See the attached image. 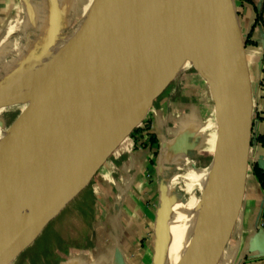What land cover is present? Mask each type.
I'll return each mask as SVG.
<instances>
[{
	"label": "water",
	"instance_id": "1",
	"mask_svg": "<svg viewBox=\"0 0 264 264\" xmlns=\"http://www.w3.org/2000/svg\"><path fill=\"white\" fill-rule=\"evenodd\" d=\"M51 29L58 3L50 0ZM258 9V8H257ZM208 15L218 38L223 82L238 92L241 106L225 143L221 208L210 232L187 264H212L237 219L247 176L252 133V93L244 39L231 0H97L89 64L48 135L0 167V248L38 222L94 174L112 150L136 127L174 75L171 61L187 23ZM263 169V167L259 166ZM162 198L157 214L153 264H165L168 242ZM31 225L21 234L23 227ZM264 255V231L249 243Z\"/></svg>",
	"mask_w": 264,
	"mask_h": 264
},
{
	"label": "rangeland",
	"instance_id": "2",
	"mask_svg": "<svg viewBox=\"0 0 264 264\" xmlns=\"http://www.w3.org/2000/svg\"><path fill=\"white\" fill-rule=\"evenodd\" d=\"M95 1L59 0L57 2L59 4L57 24L55 29L52 30L50 0H45V39L40 40L36 56L41 52L47 37L50 35L57 42L64 43L89 18ZM231 1L233 4L236 2V0ZM35 58L28 68H30ZM173 75L172 81L152 101L136 125V131L130 132L120 141L98 170L55 207L31 244L19 254L14 264H95L96 261L97 264H124L123 261H125V264H131V261L124 257L121 249L122 245L128 244L125 241L127 230H124L121 222L120 224L109 225L107 219L109 214L107 208L105 209L106 204L118 201L115 206L113 205V212L117 216L119 203L129 197L131 187L140 189V203L146 207L149 219L143 236L144 239H142L144 242L150 237V227H152V222L156 220L162 198L168 201L174 200L177 203H188L192 194L187 195L185 198L177 188H170L168 180L174 172L186 173L194 167L207 169L210 166L212 162L211 143L219 134L223 120L203 69L189 64L175 69ZM19 79L20 77L15 80L14 84ZM256 83L257 80H250L252 95L253 90L256 91L257 89L258 91L260 89L259 85L255 86ZM6 91L4 89L0 93V136L9 130L12 122L16 120L24 107V105L14 100L10 92ZM157 102L164 109L177 107V110L183 111L184 116L189 113L194 116L195 123L191 128L201 132L199 138L202 147L194 152L196 160L193 162H176L178 164L175 163V167L171 168V166L165 165L163 160V153L165 152H162L158 159L156 158L157 154L154 155L152 150L147 148L157 143V139L158 143H161L165 138V119H163V115L161 114L155 120L152 117ZM164 109L163 112H165ZM170 128L173 129L171 126ZM251 149L249 148L248 152L247 175L249 177L252 175L251 168L254 164ZM141 177L144 179L143 186L133 182L136 178L141 180ZM145 186L146 188H144ZM169 197L171 200L168 199ZM161 208L164 212V227H166L168 221H176V215L171 217L167 213V204H162ZM262 222V228H264V219L261 220ZM29 228H31V225L23 227L21 234ZM230 235L232 237L228 247L234 249L238 243L235 239L239 235L236 227L232 228ZM113 238L115 240H112ZM179 248L180 245L176 248V251ZM136 249L141 252L140 249H143V243L142 246L139 243L136 244ZM173 255L172 250L169 257Z\"/></svg>",
	"mask_w": 264,
	"mask_h": 264
},
{
	"label": "crops",
	"instance_id": "3",
	"mask_svg": "<svg viewBox=\"0 0 264 264\" xmlns=\"http://www.w3.org/2000/svg\"><path fill=\"white\" fill-rule=\"evenodd\" d=\"M58 1L59 0H57V2ZM261 4L262 0H236L234 6L239 32L244 41L248 39L251 43L245 46V57L249 78L250 80H257L255 86H260L258 91L257 89L256 91L253 90L252 95V133L264 136V73L261 67V56L264 50V34L261 26L255 25L256 16L254 11V8L260 9ZM45 17V0H0V93L7 86L11 85L12 82L17 80V78L27 70L28 66L35 58L40 46V40L45 39ZM172 102L174 103V101ZM176 108L168 107L164 109V107L158 105L157 102L152 117L155 120L159 118L161 114L163 115V119H165V138L161 143H158L157 139V143L147 147L149 150H152L154 155L157 154L156 158L158 159L162 152H165L166 154L163 153V160L165 165L167 164L171 166V168L175 167L174 165L176 162H193L196 160L194 152H197L202 147V143L200 142L201 139L199 138L201 132L195 128H191L193 123H195L194 116L190 113L184 116L182 113L183 111L181 112V110H177ZM163 109L165 112L162 111ZM168 124H170L173 129H171ZM251 151L252 162L264 168V149L257 146L253 147ZM188 172H174L168 180L170 188H177L183 193L185 198L190 192H193L181 186L182 178ZM222 175L223 174L217 175L216 178H221ZM139 179L136 178L133 182H136L139 186H143L144 179H142V177L141 180ZM210 186L211 184L207 185L208 188ZM144 188H146V186ZM137 189L131 187L129 190V197L123 199L124 201H121L122 203H119L117 216L113 212V205L115 206V203H118V201L112 204H106L107 206L105 209L107 208V213L109 214L107 219L110 226L113 224H120L121 222L124 230H127V232H125V241L128 242V244L122 245L121 249L124 253V257L131 261V264H153L157 239V216L156 220L151 224L150 237L143 242L142 239H144L143 236L149 219L146 207L144 204L140 203L141 190ZM217 198L214 199V202L211 204V207H213L209 212V214H211L210 217L205 220L204 214L208 211L206 210L203 216H201L197 223L184 236L182 241L181 226L185 214L186 203L180 204L175 202L171 207H168L170 216H177L175 222L168 221L169 239L167 246L169 254L172 250L175 254L177 252L176 248H178L179 245V251H188L191 248L217 213L222 196L219 199ZM168 199L171 200L170 197ZM263 205L264 192L259 188L254 177L252 175L250 177L247 175L240 210L233 226V228L236 227V231H239V235L235 239V241L238 242L237 246L234 249H229L228 245L232 237L230 235V238H228L225 246L218 252L212 264H264L263 254H251L248 251L249 243L252 238L258 234L259 230L262 229L264 231V228H262L263 222L261 223V220H263ZM115 217L118 220H115ZM112 240H115V238ZM138 243L140 246H142L143 243V249H140L141 252H138L139 250L136 249V244ZM123 262L125 264V261ZM95 264H97V261ZM165 264H167L166 261Z\"/></svg>",
	"mask_w": 264,
	"mask_h": 264
},
{
	"label": "bare ground",
	"instance_id": "4",
	"mask_svg": "<svg viewBox=\"0 0 264 264\" xmlns=\"http://www.w3.org/2000/svg\"><path fill=\"white\" fill-rule=\"evenodd\" d=\"M96 3L97 0L90 11L89 18L64 43L57 42L52 35L48 36L41 52L36 56L30 68L19 76L20 79L16 84L14 81L5 88L8 93L12 94L14 100L24 107L22 106L23 108L16 120L12 122L9 130L0 136V167L21 156L40 138L48 135L62 115L71 94L89 64ZM219 55L218 38L208 15L201 13L194 16L187 23L174 52L170 74L173 75L175 69L189 64L203 69L207 83L221 111L223 123H221L219 134L211 143L212 162L210 166L207 169L194 167L182 178V188L193 191L190 192L193 198L191 200V197L189 198L185 207L181 226V241L206 210L208 211L204 214L205 220L210 217L209 212L213 207L211 204L214 199L217 197L219 199L221 196L222 199L213 220L188 251L178 250L169 257L167 246V264H187L190 261L210 232L223 201L226 141L231 148L233 147V134L229 133L226 138L224 127L227 124H230L232 129L235 127L241 101L238 98V92H230L223 82ZM221 174H223L221 178H216ZM208 184H211L209 188ZM52 211L46 214L31 232L18 235L0 248V264L15 263L19 254L31 244ZM166 231L169 239V222L166 224Z\"/></svg>",
	"mask_w": 264,
	"mask_h": 264
},
{
	"label": "trees",
	"instance_id": "5",
	"mask_svg": "<svg viewBox=\"0 0 264 264\" xmlns=\"http://www.w3.org/2000/svg\"><path fill=\"white\" fill-rule=\"evenodd\" d=\"M255 11V25H260L261 28L263 29V34H264V0H262V4H261V8L260 9H256L254 8ZM251 43L249 42V40H245L244 41V45H250ZM261 67H262V72L264 73V50L261 56ZM253 123V121H252ZM133 128L130 132H135L136 129ZM129 132V133H130ZM261 147L264 149V136L261 135H254L253 133L251 134V138H250V144L249 147L253 148V147ZM251 174L254 177L256 183L258 184L259 188L264 192V170L259 168L256 164H253L252 168H251ZM169 202H174V200H171ZM174 203H170V206L173 205ZM180 204H184L182 202H180ZM169 211V210H168ZM262 218L264 219V209H263V213H262Z\"/></svg>",
	"mask_w": 264,
	"mask_h": 264
}]
</instances>
